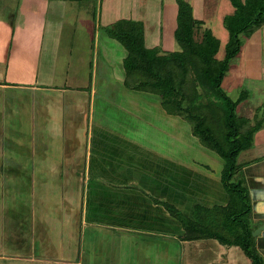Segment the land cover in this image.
Masks as SVG:
<instances>
[{"label": "rangeland", "instance_id": "1", "mask_svg": "<svg viewBox=\"0 0 264 264\" xmlns=\"http://www.w3.org/2000/svg\"><path fill=\"white\" fill-rule=\"evenodd\" d=\"M0 1V5H2V1L3 5L8 2L9 14L14 13L13 6L16 7L14 0ZM129 1L120 0L119 2L123 4ZM203 1L204 4H201V8L196 10L193 17L196 21H202L195 26L192 37L193 45L197 47L203 43L205 29L215 32L209 23H213L216 19L223 20L221 25L227 31V33L220 31L218 37L220 40L226 39L228 34L226 25L233 18L227 16L214 17L211 14V1ZM257 1L255 0L256 3ZM98 2L99 0H77L70 5L67 0L59 6L60 15L57 22L60 24L58 26H68L61 42V47L65 50L60 49L59 53L63 54H59L54 59L50 55L51 58L46 59L44 64V67H47L44 71L51 76L50 80L43 82L44 84L56 88L63 87L76 92L82 91L88 93L89 98L93 89L95 96L94 101L90 102L89 105L87 102L84 106L85 112L81 118L79 134L82 135L84 148L87 141L89 142L87 149L89 158L86 162L88 163L87 171L83 166L85 160H82L80 166H83V171L80 172L81 177L76 178L78 184L70 187V191L73 192L71 197L72 206H74L73 214L68 210V190L65 184L68 179V170H64L66 177L57 178V180L45 179L43 161L37 159L24 161L26 166L34 169L36 175L40 172L41 178L26 176L21 182L17 181V176L9 177L11 171H8L4 177L0 176V228H5L12 222L14 223L9 226L11 232H15L19 228V223H25V228H28L29 224L26 222L31 220L33 213H29L30 210L25 209V206H27V202L33 201L29 204L33 208H37V212H42L44 207H49L50 204L52 208H56L57 212H61L64 226L63 223L60 226V221L57 224H52L51 221L50 228L55 227L54 236L52 234L51 239L47 240L46 244L50 242V246L52 244V249H55L57 253H63L65 250L67 251V248L71 251L73 249L71 255L75 256L76 252L78 255L76 260L80 264H226L220 263L218 259H222L221 252L228 247L227 245H223L214 239L182 242L181 238L184 236V231L180 223L171 218L160 206L154 205L156 211L159 212L156 217L153 213L150 217L145 215L148 206L145 202L150 201L149 204L152 205V199L171 203L186 216L191 213L192 203L195 200H201V203L208 207L212 203V195L216 196L218 193H222L220 172L223 161L214 154L215 152L213 153V150L214 147H217L214 146L215 141L225 145L223 133L226 132L223 116L219 110V112H211L210 109H216L215 107L208 108L207 106L197 111L196 106L200 102L194 104L192 100L195 98V93H202V89L188 65L186 66L187 80L183 87V91L186 93L183 107L187 111L185 110L181 116L167 115L162 109L158 97L133 92L126 88L124 86L123 64H129V62L126 60V52L122 45L116 38H112L114 36H111V30H113V24L118 25L126 22L127 26H131L135 22H139L136 20L137 18L122 16L126 14L121 11V13L115 12L117 20L114 23H104L98 19ZM164 2L165 0L146 2L148 18L144 19V22H147L142 24L146 27L144 42L147 48H157L158 56H167L172 52L181 50L174 36L175 21L169 22L168 16H163L160 12L164 8ZM184 2L186 1L184 0ZM223 2L234 8L230 0ZM4 9L7 12V9ZM171 12L173 19L174 16L172 15L175 10ZM100 18L102 19L103 16L100 15ZM43 20L47 24L49 17L46 16ZM224 21H226V25H224ZM169 24L172 31L168 26ZM145 27H143L144 31ZM43 30L44 33L47 32L46 27H43ZM168 33H170L169 39L166 38ZM59 35L58 38L54 39L55 42L60 41ZM124 37L127 38L128 34L123 33L122 39ZM238 37L242 49L244 34L241 33ZM191 57L200 63L198 57L194 55ZM41 58L42 61L43 57ZM238 58L230 61L229 74H226L227 79L224 78L220 88L228 96L232 93L227 92L234 87L233 95L229 96L234 101L241 96L243 97L242 101L247 99L246 105L249 106L248 117L251 124H246L243 121L248 119L247 116H242L247 112L244 109L246 106H243V110L239 108L236 115L239 118L240 134L248 131L251 127L253 132L251 141L258 128L264 126V77H259V80L244 78L245 75L238 70L239 67H237L238 69L234 68V66H238L236 64ZM57 60L59 64L56 63ZM167 64L168 66L164 67V75L169 73L177 77L180 76L179 71L181 70L176 65L177 62L169 60ZM49 67H52L51 72L48 70ZM130 73L127 77V85L131 88L137 87L146 90L149 89L147 84L154 81L138 72ZM232 74L234 78L228 79ZM28 84L32 85L33 83L29 82ZM9 98L12 100L13 97L10 96ZM260 102L261 105L258 107ZM173 109L172 106L166 107L169 112ZM189 111H197L198 115H203L202 117L207 122L206 125L212 130L215 137L211 136L210 140L206 142L201 138L202 136L192 138L191 131L195 132V130L194 124L187 121L190 116ZM78 121L80 124V120ZM110 124H118L119 128L117 129H121L120 131L126 135L132 134L131 138L133 137L138 141L135 143L137 148L140 147V151L137 152V148L133 149L132 158L130 155L128 156L132 148L125 141L123 144H117L121 146L114 148L115 151H111V140L107 139H112L113 136L105 129ZM26 126L27 124L23 127L20 135L27 138ZM88 136L91 139H88ZM9 139H12L11 134ZM24 147H26L25 144H17L16 146L18 149H25ZM5 148L8 150L6 146ZM58 151L60 152L58 155L62 154V159L59 162L62 167L68 163V146H58ZM0 152H3V148L0 149ZM85 155L86 153H83L82 156ZM19 162L23 163L20 160ZM236 168L237 170L240 169L237 161ZM54 181L58 185V190L52 183ZM13 182L15 188L11 185ZM48 184L51 187L49 194L45 193V185ZM191 185L200 186L202 193L194 192L190 187ZM126 187L129 189L136 187L138 192H128L129 189H124ZM36 191L40 193V196L36 195ZM32 195L35 196V199L30 197ZM43 202L45 206H43ZM218 205L220 204L218 203ZM58 206H60V210L57 208ZM147 208L149 209V207ZM13 213L19 214L20 220H9V216ZM247 219L245 216L240 220L248 221ZM67 220L70 221L69 224H72L69 228V235L67 233ZM43 228L41 229L43 230ZM239 230L236 228L235 234ZM5 236H7V232L5 233L3 230L0 239ZM11 236L14 239L11 240ZM11 236L2 240V248L9 250L3 252L7 253L8 256H6L7 258H0V264H22L16 261L25 259L17 255L28 246L25 244L24 247L17 243L19 240L17 234H11ZM15 236L18 237V240L15 239ZM68 236L71 240L65 241V237ZM256 237H253L254 241ZM28 238L33 237L28 236ZM7 243L9 244L5 246ZM41 247L43 248L42 245ZM234 248H232V252L236 257L235 264H246L242 249L237 246L234 251ZM65 255H61L62 259L65 258ZM71 255L69 258L66 256L69 262L57 260V264L73 263Z\"/></svg>", "mask_w": 264, "mask_h": 264}, {"label": "crops", "instance_id": "2", "mask_svg": "<svg viewBox=\"0 0 264 264\" xmlns=\"http://www.w3.org/2000/svg\"><path fill=\"white\" fill-rule=\"evenodd\" d=\"M5 1L6 0H4V2ZM14 1L16 7L13 6L14 13L12 14L8 12V2H5L3 5L2 1V5H0V149L3 148V152H0V176L4 177L8 171H11L12 173H9V177L17 176V181L21 182L24 181L26 176L31 178L40 177V172L36 175L34 169L29 168L24 163V161H35L36 159L43 161L42 163L45 165H43V168L45 167L43 170L45 179L57 180V178L66 177L64 170H68V179L65 181V184L68 190V210L73 214L74 206H72L73 202L71 200L73 192L70 191V187L74 184H78L76 178L81 177L80 172L83 171V166L87 171L88 163L86 162L89 158V153H87L89 142L87 141V145L84 148L82 135L81 133L79 134L82 123L81 118L85 112L84 106L87 102L89 105V103L95 99L94 91L93 89L91 90L89 98L88 93L82 91L76 92L63 87H51L43 83L51 79L49 73L44 71L47 69V67H44L46 59H50V55H52L54 59L59 56V54H63L59 53L60 49L65 50L61 47V42L65 35V29L68 28V26H58L60 23L58 24L57 20L60 15L59 6L67 0ZM76 1L77 0H68V3L71 5ZM117 1L119 2L120 0H99L97 3L99 10L98 19L102 20L104 23L112 24L117 20L115 12L121 13V11H123L126 15L122 16L137 18L136 20L143 25L147 22H144V19L146 20L148 18L146 14V2H151L152 0H130L127 2L128 5H126L127 3L120 4V2L118 3ZM185 1L192 7L193 17L195 16L196 10L201 8V4H204L203 0ZM208 1H211V14L214 15V17H228L235 13L236 9L227 6V4L223 2L224 0ZM239 1L242 5H245L247 0ZM176 2L177 0H165V4L163 3L164 8L160 11L163 16H168L169 22L175 21V27V18L178 9ZM113 3H115V5H113ZM251 3L256 2L255 0H251ZM251 5H249V7ZM261 5L264 6V0H258L255 6L258 8ZM4 8L7 9V12ZM127 9H129V11H127ZM174 10L175 12H173ZM171 11L173 12L172 16H174L173 19L170 14ZM5 13L6 15H4ZM127 13L129 14L127 15ZM100 15L101 17L103 16L102 19ZM46 16L49 17L47 24L45 20H43ZM200 22L202 23L201 20ZM222 22V19H216L213 23H209L213 30H215V35L213 31H211L212 35L220 41L218 53L215 55L216 60L223 59L224 47L228 41V34L227 38L224 40H220L218 37L220 31L227 33L221 25L223 24ZM168 26L172 31L171 25L169 24ZM43 27L47 28L46 33H44ZM170 33L166 35L167 39H169ZM58 35L60 36V41L55 42L54 39L58 38ZM170 37L172 38V36ZM242 40V49L239 56H237L239 57L236 63L238 66H234V68L238 69L237 67H239L238 70L245 75L244 78L247 77L250 80H259V77H264V22L258 26L251 36H244ZM41 57H43L42 61ZM56 63L59 64V61L57 60ZM50 69H52V67L48 69L51 72ZM227 74H229V71ZM225 78L227 79V76H225ZM233 78L234 75L232 74L228 79ZM29 82L33 84L29 85ZM234 89L233 87L231 91L229 90L227 93H232L231 95H233ZM10 96L13 97L12 100H10ZM246 104L247 99L245 98L244 101H241L237 105L236 111L238 113L239 108L242 109L243 106H246L244 109L247 112L244 111L245 113L242 116H247L248 119L246 120L250 121L248 117L249 106ZM260 105L261 102L258 107ZM78 120H80V124H78ZM26 124L28 130L27 138L24 135H20ZM110 126L108 125L105 129L113 136L112 139H107L111 140V151H115L117 146H121L117 144L126 142L130 144L132 148L128 154V156L130 155L132 158V150L137 148L136 143L138 141L133 137L131 138L132 134L126 135L124 132L120 131L121 129H117L119 128L118 124H110ZM10 134L12 139H9ZM88 137V139H91L90 136ZM100 137H102V134H100ZM116 141H119V143H116ZM17 144H25L26 147H24L25 149H18L16 148ZM64 145L68 146V163L61 167L59 162L61 161L60 159H62V154L58 155L60 153L58 151V146L63 147ZM5 146L8 150L12 151H8ZM139 149L140 147L136 149L137 152L140 151ZM83 153H86V155L82 156ZM19 160L23 161V163L19 162ZM82 160H85V164L80 166ZM236 161L240 169L233 175L231 181L240 183L247 191L250 206V213L247 215V223L252 232H254L258 227L264 224V126L258 128L251 140V146L239 152ZM149 164L151 163L149 162ZM64 167L66 168L64 169ZM112 175L115 176L114 173H112ZM71 182H73V184H71ZM52 183H54L53 185L58 190V185L55 184V181ZM11 185L15 188L14 182ZM190 187L194 192L202 193L200 186L191 185ZM124 189L129 188L126 187ZM136 189V187L130 188L128 192H138ZM50 192L51 187L49 184L45 185V193L49 194ZM218 194V196L212 195V203H210L208 207H211V204L217 206L219 203L220 206H225L228 203V196L223 189L222 193ZM18 195L20 196L19 192ZM36 195L40 196V193L36 191ZM146 196L148 197V195ZM30 197L35 199L34 195ZM31 202L33 201L27 202L28 204L25 206V209L30 210L29 213H33L31 220L26 222L29 224L28 228H25V223H19V228L15 230V232H11L9 226L14 222H8L9 225L5 228H0V234L3 230L5 233L7 232V236L4 238H8L11 234H17L19 237L18 240V237L15 236V239L18 240L17 243L24 247L26 245L28 246V248L23 249V251L19 252L17 255L25 259H18L16 262L22 264H57V260L59 262L65 260L69 262L68 258L73 252L72 248V251L67 248V251L65 250L63 253H57L55 249H52V244L50 246V242L46 244V241L51 239L55 231V227L52 229L50 228L51 221L53 222L52 224H57L58 221H60V226L64 221L61 212H57L56 208L51 207V204L49 207L45 206L43 202L45 209H43L42 212L38 211V213L37 208H33V206L29 204ZM198 202L201 203V200ZM145 203H147V207H149V209L146 207L145 215L150 217L153 213L154 217H156V214H159V212L156 211V206H154V204H149L150 201H146ZM57 208L59 209L60 206ZM19 216V214L16 215L13 213L9 216V220H20ZM69 222L70 221L67 223L68 235L69 228L72 226ZM42 227H44L43 230L41 229ZM28 236L33 238H28ZM4 238L0 239V258H7L6 256H8L7 253H3L9 250L8 248V250L2 248V240H4ZM10 239L12 240L14 237L11 236ZM69 239L71 240L69 236L65 237V241ZM8 244L9 243L5 246ZM66 245L68 246V244ZM219 245L222 246L221 244ZM254 245L257 253L264 261V231H261L256 237ZM233 247H235V251L237 246H228L224 248L223 252H221L222 259H218L220 263L235 264L236 257L234 252H232ZM17 251H20V249H17ZM60 254H66L65 258L62 259ZM66 256H68V258H66ZM71 256L73 258V263L71 264H80L77 263L78 261L76 259L78 255L76 252L75 256ZM243 257L246 264H251L250 259L246 255Z\"/></svg>", "mask_w": 264, "mask_h": 264}, {"label": "trees", "instance_id": "3", "mask_svg": "<svg viewBox=\"0 0 264 264\" xmlns=\"http://www.w3.org/2000/svg\"><path fill=\"white\" fill-rule=\"evenodd\" d=\"M230 1L236 10L233 16H228L233 17L230 19L229 24L226 25V21H224V25L228 29V41L224 47L222 60L215 59L220 43L210 30H204L202 45L198 47L193 45L194 28L201 22L193 18L191 6L182 0L176 2L178 9L176 30L174 32L181 50L172 52L167 56H158L157 48H147L144 42V26L141 22H135L131 26H127L126 22L118 25L113 24L111 36H114L112 38H116L122 45L126 52V60L129 62V64H123L124 86L126 88L134 92L158 97L160 105L167 115L181 116L186 110L183 107V102L186 99L183 87L187 80L186 66L188 65L202 89V93H195V98L192 100L194 104L200 102L196 106L197 111L207 106L208 108L215 107L216 109H210L211 112L219 110L224 119L223 125L226 133H223V140L225 145L213 140L216 143L214 146L217 147L212 150L223 161L220 181L225 193L228 194V203L225 206L213 205L207 207L195 201L192 203L191 213L186 216L171 203L152 199L153 204L162 207L171 218L180 223L184 231V236L181 238L182 242L218 240L223 245L240 247L252 264H264L263 259L255 249L251 228L247 221L240 220L250 213L247 191L240 183L231 181L237 170V156L239 152L251 146L250 139L253 132L251 127L246 131L247 133L240 134L239 132V118L236 115V108L243 97L241 96L233 101L220 88L229 70L230 61L239 56L241 52V41L238 36L241 33L246 37L251 36L258 26L264 22V6L261 5L257 8L255 3H251V0H247L245 5H242L239 0ZM249 5L251 6L249 7ZM123 33L128 34V37L122 39ZM193 55L198 57L200 63L191 57ZM169 60L177 62L176 65L181 70L179 71L180 76L177 77L169 73L164 75V67L168 66L167 62ZM130 72H138L154 81L146 83L149 86V89L146 90L137 87L131 88L127 85V77L128 74H131ZM167 106H172L174 109L169 112L166 110ZM174 110H177V112ZM197 111H189L190 116L186 120L190 124H194L195 132L191 131L192 138L202 136L201 138L206 142L210 140L211 136L215 137V135L206 125V119L202 117L203 115H198ZM243 121L246 124L250 123L248 120ZM215 139L217 140V138ZM236 228L240 230L235 234Z\"/></svg>", "mask_w": 264, "mask_h": 264}, {"label": "water", "instance_id": "4", "mask_svg": "<svg viewBox=\"0 0 264 264\" xmlns=\"http://www.w3.org/2000/svg\"><path fill=\"white\" fill-rule=\"evenodd\" d=\"M261 231H264V224L258 227L254 232H252V237L258 236L261 233Z\"/></svg>", "mask_w": 264, "mask_h": 264}]
</instances>
